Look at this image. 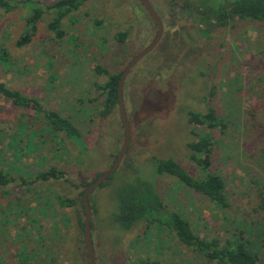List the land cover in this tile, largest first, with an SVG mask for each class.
<instances>
[{"label":"rangeland","instance_id":"obj_1","mask_svg":"<svg viewBox=\"0 0 264 264\" xmlns=\"http://www.w3.org/2000/svg\"><path fill=\"white\" fill-rule=\"evenodd\" d=\"M37 1L48 6L55 0ZM150 1L163 21L171 23L166 22L156 45L131 67L122 84L128 146L110 177L88 194L96 264H214L165 226L138 223L123 230L111 219L116 187L137 174L154 180L153 157L172 158L195 176L216 173L224 183L226 208L170 177L157 181L161 201L199 237L224 241L236 224L245 223L259 257L256 264H264V23L240 19L210 28L201 26L194 14L173 9L169 16L167 0ZM27 14L18 5L0 10V45L12 62L8 69L0 67V81L68 117L82 135L79 146L85 154L75 152L59 132H50L41 113L0 97V168L15 177L0 186V264H88L77 226L80 210L59 205L56 196L77 201L79 182L105 170L123 139L118 108L105 118L99 115L102 97L94 84L104 77L93 71L94 65L121 71L150 42L155 26L137 0H84L61 19L60 38L48 30L51 14L45 10L30 41L17 46ZM123 30L127 35L119 43L114 34ZM209 88L208 103L227 124L224 132L210 131L209 166L201 169L187 156L186 144L193 136L185 111L202 110L206 103L201 96ZM19 124L24 131H18ZM125 160L133 162L135 172L124 168ZM51 166L64 170L69 181L17 184V176L31 178Z\"/></svg>","mask_w":264,"mask_h":264},{"label":"trees","instance_id":"obj_2","mask_svg":"<svg viewBox=\"0 0 264 264\" xmlns=\"http://www.w3.org/2000/svg\"><path fill=\"white\" fill-rule=\"evenodd\" d=\"M83 1L55 0L52 4L44 6L37 0H19L14 4L8 0H0V10L3 12L8 11L15 5L27 10L28 14L24 20V30L15 39V44L22 46L30 41L31 36L35 32L36 24L45 10H49L51 14L47 23L48 30L51 31L55 38H60L63 35L60 24L61 19L74 11ZM173 9L179 13L194 14L195 18L201 21V26H210V28L229 26L233 21L240 19L255 20L264 23V0H167L166 10H168L169 16H172ZM94 21L98 24L100 22L99 20ZM166 22L171 23V21H163V26H165ZM126 35V30L118 31L114 34V39L122 43ZM11 65L12 62L8 49L4 45H0V67L8 69ZM93 71L104 77L103 83H95L94 87L99 91L98 95L102 97L98 109L99 115L105 118L117 107L116 86L120 71L110 72L108 66H102L100 64L94 65ZM211 93L212 90L209 88L207 93L201 96L202 100L206 103L202 110L194 111L192 109H186L185 111V120L190 126L189 133L193 136V139L186 144L188 148L187 156L201 169H206L209 166V152L212 139L210 131L217 128L220 132H224L227 124L225 116L217 114L213 106L208 103V97ZM0 97L10 100L13 105L19 108H32L35 112L41 113L50 132H59L60 139L68 140L75 149V152L80 155L85 154V148L79 146L80 144H84L82 135L68 117L62 116L55 110L45 108L36 97H29L17 89L10 88L3 81H0ZM24 129V125H18V131L21 132ZM8 142L10 144L12 143L11 140ZM27 144L30 146V141H27ZM245 152L246 149L243 147L241 153L245 155ZM152 163L154 171L152 177L155 176L154 180L149 179L146 175L140 177L138 176L140 174H137L133 180L123 181L114 190L113 202H115V205L111 212V219L114 223L123 230L131 229L138 223H155L165 226L175 234L178 240L190 248V250L214 264L257 263L259 257L254 250L255 243L250 239V234L245 227V223H235L236 226L232 229V233L224 241H221L215 236L199 237L194 233L190 224L178 212L168 209L161 201L157 181L162 177H170L187 188L198 192L214 204V206L226 208L229 205V201L224 190V183L216 173L207 171L202 176H195L186 171L172 158L153 157ZM123 165L124 168L127 167L131 171H136V168L133 169L135 167L133 162L129 160H125ZM99 173L95 174L94 178ZM110 175L111 173L98 187H101ZM29 178L22 175L17 176L19 181L17 184L27 185L37 181L44 182L51 180L69 181L64 170L52 166L31 177L30 180ZM14 180V176L0 168V186H5ZM92 180H81L79 182L78 185L81 186L80 195H82L84 188ZM33 191L37 193L35 187ZM56 199L61 206H76L79 208L80 214L77 216V226H79L83 234L84 206L81 196L77 201L75 198L66 195H57ZM87 199L89 202L88 196ZM89 208L91 212L90 203ZM121 264L129 263L122 262ZM134 264L157 263L154 261L140 260Z\"/></svg>","mask_w":264,"mask_h":264},{"label":"water","instance_id":"obj_3","mask_svg":"<svg viewBox=\"0 0 264 264\" xmlns=\"http://www.w3.org/2000/svg\"><path fill=\"white\" fill-rule=\"evenodd\" d=\"M137 1L141 4L145 12L148 14L150 19L154 23L155 35L148 44L143 46L140 50H138L135 54H133L130 57V59L126 62V64L120 71L116 89H117V107H118L120 121L123 127V139L113 162L105 170L100 172L91 182H89V184L84 188L81 195L82 203L84 206L83 228H82L83 245H84L85 254L87 256L88 264H96L91 236H90V208L87 199L88 193L93 188L97 187L111 172H113L116 169L121 158L123 157V154L126 151L130 139V126L128 123V118L123 104L122 84L127 72L141 57H143L148 51H150L156 45L163 32L162 18L157 14L150 0H137Z\"/></svg>","mask_w":264,"mask_h":264},{"label":"flooded vegetation","instance_id":"obj_4","mask_svg":"<svg viewBox=\"0 0 264 264\" xmlns=\"http://www.w3.org/2000/svg\"><path fill=\"white\" fill-rule=\"evenodd\" d=\"M150 2H151V1H150ZM153 7H154V6H153ZM154 9H155V8H154ZM155 11H156V10H155ZM147 15H148V14H147ZM151 21H152V20H151ZM162 21H163V20H162ZM153 24H154V23H153ZM154 26H155V25H154ZM154 35H155V34H154ZM153 37H154V36H153ZM151 40H152V39H151ZM151 40H150V41H151ZM148 52H149V51H148Z\"/></svg>","mask_w":264,"mask_h":264}]
</instances>
